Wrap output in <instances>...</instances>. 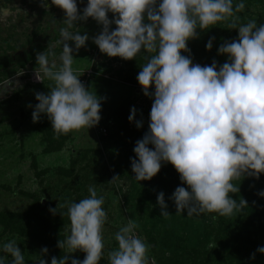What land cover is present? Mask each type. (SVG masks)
<instances>
[{
	"label": "clouds",
	"instance_id": "clouds-1",
	"mask_svg": "<svg viewBox=\"0 0 264 264\" xmlns=\"http://www.w3.org/2000/svg\"><path fill=\"white\" fill-rule=\"evenodd\" d=\"M51 5L65 13L58 28L62 52L58 59L51 48L36 55L35 78L41 82L47 78L54 86L47 94L36 93L33 122L46 115L57 138L100 122L102 98L87 90L72 68L73 50L78 52L89 40L77 24L92 18L102 25V31L92 37L101 53L123 60L147 54L137 81L153 102L149 131L133 149L138 158L131 160L134 181H150L163 163H170L187 185V189L178 186L170 197L177 215L215 213V220L247 206L243 198L237 202L229 194L239 191L233 180L245 175L259 179L264 173V24L235 23L236 13L245 8L244 0H88L82 15L76 0H51ZM109 12L114 14L111 21ZM229 19L239 37L218 48L228 58L223 65L213 61L201 66L181 54L190 51L188 42L198 38V30H210ZM213 40L206 44L209 51ZM136 114L133 107L129 121L140 128ZM119 180L114 176L110 183ZM88 191L89 196L68 206L69 234L57 244L62 250L86 254L71 264H100L103 255L104 198L92 186ZM259 195L264 197V191ZM157 203L163 218L171 216L163 192L157 195ZM57 210L49 209L53 214ZM137 228L135 220L128 219L115 233L118 247L108 254L109 264H150L149 246L137 235ZM0 250L12 258L10 264H25L15 240ZM257 251L264 254V246ZM47 253V248L41 250L38 264H48L43 258ZM7 256H0V264H6ZM51 264H68V255L59 260L52 257Z\"/></svg>",
	"mask_w": 264,
	"mask_h": 264
},
{
	"label": "rangeland",
	"instance_id": "rangeland-1",
	"mask_svg": "<svg viewBox=\"0 0 264 264\" xmlns=\"http://www.w3.org/2000/svg\"><path fill=\"white\" fill-rule=\"evenodd\" d=\"M244 4V10L236 13L239 19L235 23L239 26L255 20L257 25L264 24V7L254 2L251 4L249 0H244ZM80 7L85 6L81 4ZM41 11H43L41 6L36 9L27 8L26 22L15 27L13 38L7 42L2 40V37H6L4 33H1L0 37V60L6 61L19 53L32 56L31 61L24 68L15 65L6 73L0 71V85H2L0 86V212L25 213L31 208L35 198L43 204L54 202L56 207L59 205L68 207L71 203L79 202L89 196L88 189L92 186L98 197L104 198L102 207L106 211L107 220L102 229L104 248L100 264H109L108 254L118 247L115 233L127 224L128 219H133L138 224L137 235L140 236L144 229L150 230L142 219L143 214L136 210L137 197L133 198L130 193V180L134 181L135 174L132 169L124 166L116 171L113 164L115 151L119 146L132 150L136 143V135L128 140L129 133L123 134L119 131V123L113 112L117 109L124 112L126 117L123 120L126 122L129 121L131 109L135 107L137 110L135 119L142 123V127L137 128L135 122L129 121L130 131L149 128L153 98L143 94L137 81L140 66L147 62L144 58L147 54L142 53L137 58L126 61L119 57H108L100 52L92 40V37L102 31V25L92 18L79 22L77 27L81 34L86 33L89 36V40L78 52L73 50L75 60L72 68L80 80L86 70L94 71L84 87L102 98L101 120L90 129L83 128L70 132V138L61 151L47 154L44 152L46 143L40 128L41 118L39 122H33L32 112L38 103L35 98L36 93L47 94L54 84L47 78L42 82H35L30 77L37 67V53H43L47 48H51L55 51L57 59L61 54L62 43L58 28L62 26L65 15L61 21H57L51 19L50 15H41ZM108 18L110 21L113 20L114 14L109 12ZM231 24L232 20L229 19L211 26L213 28L210 30H198V38L188 42L190 51L181 54L189 56L194 64L201 66H210L213 61L221 65L226 62L222 59L218 62L216 55L221 54H215L213 49L209 51L206 44L211 38H214L213 47L233 41L238 29H233ZM115 28L116 25L113 23L111 29ZM69 44L73 46L72 42ZM208 52L213 54L209 61L206 60ZM121 68L124 72L118 75L117 70ZM129 77L135 82L127 83L125 79ZM154 90L153 85L151 91ZM102 129H105L106 133H103ZM59 168L70 171L72 175H59ZM172 170L173 175L178 174L175 168ZM114 176L120 177V180L117 183H110ZM155 180L157 181V178ZM69 182L74 185L73 189H65ZM134 182L137 183L138 188L150 189L145 197L157 201L158 189L149 186L153 184L150 183L151 180ZM125 188L127 191L124 190ZM154 205L152 202V207ZM11 240H15L21 248L25 264H38L43 247L29 239L4 232L3 226L0 225V246ZM144 241L149 246L147 257L150 264H159L158 258L163 257L162 253L160 251L155 253L152 250L150 237L146 236ZM65 255H68V264H70L72 259L82 261L86 254L79 250L72 253L65 249ZM0 256L7 254L0 250ZM52 257L53 255L48 252L43 258L51 264ZM167 257L168 254L165 255L166 259ZM11 259L7 256L6 264H10Z\"/></svg>",
	"mask_w": 264,
	"mask_h": 264
},
{
	"label": "trees",
	"instance_id": "trees-1",
	"mask_svg": "<svg viewBox=\"0 0 264 264\" xmlns=\"http://www.w3.org/2000/svg\"><path fill=\"white\" fill-rule=\"evenodd\" d=\"M249 2L261 4L264 7V0H249ZM87 3L88 0H83L81 4L87 5ZM238 37L239 34L236 33L234 40H238ZM219 47L220 45H217L212 48L215 54H219ZM212 55L208 52L206 60L209 61ZM216 58L218 62L221 59L226 62L228 60L226 55H216ZM31 59L30 55H19L15 60L0 62V71L4 70L6 73L12 62L24 68ZM123 72L122 68L117 70L118 75H122ZM125 80L131 84L135 82L131 77ZM113 115L118 120L119 131L123 134L129 133L128 140L136 135L135 142H137L149 131V128L142 131H130L129 121L123 120L126 115L121 110H115ZM40 125L44 135L43 140L46 143L44 152L50 154L61 151L70 138L69 133L57 138L46 115L41 116ZM134 147L135 145L130 150L119 146V149L115 151L113 164L116 171L122 166L132 169L131 160L137 158L133 151ZM172 168L174 166L170 163H163L159 173L150 182L153 184H149L158 189L157 194L160 192L165 194L166 210L171 215L167 218L161 216V209L156 200L145 197L150 189L138 188L137 183L130 180V193L133 198L137 197L136 210L143 214L142 219L145 225L148 224L150 227V230L144 229L140 237L143 240L146 236L150 237L152 250L155 253L158 251L162 253L163 257L158 258L159 264H164L165 261V264H264V254L257 251L258 247L264 246V197L259 195L261 191H264V173L260 174L259 179L245 175L244 178L233 180V184L239 188V191L229 195L237 202L243 198L247 206L230 217L218 216L213 220L212 216L216 215L215 213L191 218L187 217L186 211L183 215H177L175 204L170 197L178 186L187 189V185L181 183L179 173L173 175ZM58 173L72 175L70 171L63 168H59ZM71 183H67L65 189H71L74 186ZM69 194L67 196L71 197ZM152 202L155 204L154 207ZM50 208L58 210L53 214L49 211ZM67 209V206L56 207L54 202L43 204L35 198L31 208L25 213L0 212V225L6 233L29 239L47 248L48 252L59 260L65 256V249L57 247L58 241L69 234ZM254 253L255 259H252ZM166 254H168L167 259Z\"/></svg>",
	"mask_w": 264,
	"mask_h": 264
},
{
	"label": "flooded vegetation",
	"instance_id": "flooded-vegetation-1",
	"mask_svg": "<svg viewBox=\"0 0 264 264\" xmlns=\"http://www.w3.org/2000/svg\"><path fill=\"white\" fill-rule=\"evenodd\" d=\"M45 2L48 4L47 9L43 7V4ZM76 2H77L78 13L81 14L83 12V9L87 5L82 4L85 7L81 8L80 0H76ZM38 6H41L43 8V11H41V15H50L51 19L54 20L61 21L63 16L65 15L62 9L57 8L54 5H51V0H0V17H2V19H0V37L2 36L1 33H4L6 35V37H2V40L8 42L10 39H12L15 27L18 24L23 25L26 22L27 8L30 9V7H33L34 9H36ZM5 13H7V15H5ZM4 19L6 20L4 21ZM19 55L25 56L27 54L19 53L14 57H10L6 61H9L10 59L15 60L16 57H18ZM6 61L0 60V62H6ZM15 65H16L15 62L10 63L7 70Z\"/></svg>",
	"mask_w": 264,
	"mask_h": 264
},
{
	"label": "built area",
	"instance_id": "built-area-1",
	"mask_svg": "<svg viewBox=\"0 0 264 264\" xmlns=\"http://www.w3.org/2000/svg\"><path fill=\"white\" fill-rule=\"evenodd\" d=\"M94 74V71L92 69L86 70L84 73V76L81 79V83L85 86L87 84L88 78ZM32 81L38 82V80L35 78V73H33L30 77ZM103 133H106L105 129H102Z\"/></svg>",
	"mask_w": 264,
	"mask_h": 264
}]
</instances>
